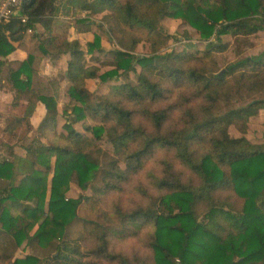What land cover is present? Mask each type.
Wrapping results in <instances>:
<instances>
[{
    "label": "trees",
    "instance_id": "obj_1",
    "mask_svg": "<svg viewBox=\"0 0 264 264\" xmlns=\"http://www.w3.org/2000/svg\"><path fill=\"white\" fill-rule=\"evenodd\" d=\"M61 9L76 15L66 32ZM97 15L102 16L96 26L107 23L117 41L109 51L111 68L102 73L86 58L103 50L101 36L95 33L84 49L79 38L68 35L72 27L89 32ZM164 18L183 19L202 40L215 37L219 44L209 41L202 56L160 53L168 37L160 23ZM259 31H264V0H22L18 12L0 22V83L12 91V105L26 103L24 114L12 115L5 130L14 136L26 125L36 137L26 144H0V264H48L45 255L17 257L25 243L43 254L55 248L50 258L56 264H132L127 255L110 250L109 237L133 236L144 227L152 229L153 264H264V141L244 135L264 99L218 111L227 75L241 67L254 65L241 72L239 84L249 90L264 85L263 67L255 68L263 55L231 63L224 73L203 62L213 49L226 48L222 36ZM143 39L150 43L149 55L135 52ZM18 47L27 51L26 58L10 60ZM66 54L68 101L58 132L60 82L48 80L41 69L46 57ZM94 78L110 83L106 93L89 90L87 80ZM38 103L45 113L33 128ZM78 122L91 136L74 127ZM232 124L242 136L230 135ZM105 137L112 146L107 151L98 146ZM158 150L172 152L197 183L184 181L174 161L164 159L161 175H152L157 195L145 193L148 203L129 212L115 206L109 218H118L121 229L85 220L95 225L88 232L94 246L87 251L68 238L70 226L83 220L82 203L121 192ZM73 183L93 194L68 197Z\"/></svg>",
    "mask_w": 264,
    "mask_h": 264
},
{
    "label": "rangeland",
    "instance_id": "obj_2",
    "mask_svg": "<svg viewBox=\"0 0 264 264\" xmlns=\"http://www.w3.org/2000/svg\"><path fill=\"white\" fill-rule=\"evenodd\" d=\"M62 15V14H61ZM63 19L66 20L64 32H66L67 25L71 22H74L76 15L73 13L63 14ZM83 16V13H82ZM102 15H97L92 17L95 22V25L92 26L91 30L77 33L72 27L69 32V38H79L82 42V46L85 49L86 43L88 41L94 40V34H99L101 36V45L103 48L102 51H95L92 55H87V60L90 63H95L99 67V73L105 72L111 68L110 60H113V55L109 51L113 50L117 44L115 38L111 39L110 35L106 31L109 27L107 23H104L103 27H97L96 25L100 22ZM161 25L164 28L165 35L167 37V43L160 50V53H169V52H188L190 56H202L207 50V43L209 41L216 42V38L213 37L209 41L202 40L198 31L189 25L183 19H173V18H164L161 20ZM61 32V31H60ZM111 34V33H110ZM111 36H113L111 34ZM220 43L224 44L226 48L224 50H217V48L212 50L210 57L205 59L203 62L206 64L207 69H213L219 73H224L226 67L235 63L240 59L249 58L263 55L264 61V31H259L256 34L250 36H240L234 37L231 35H224L221 37ZM216 44V45H217ZM135 52L140 55H149L151 53L150 43L147 40H141V42L136 47ZM91 56H97L102 63L95 62L94 58ZM69 56L62 55L59 58L55 57H46L45 64L42 65L41 72L47 75L48 80L50 78L56 77L60 82V91H59V117H58V132L63 130V123L65 122V115L63 114V107L67 104L68 95L66 89L68 83L64 79V70L67 67V61ZM108 64H107V63ZM48 64L50 67L48 68ZM202 65V62L199 63ZM264 69V62L259 64L258 67ZM254 68V65H246L238 69L234 75H227V86L221 91L220 98L218 100V111H227L231 108H236L238 106H244L248 104L253 99L262 98L264 99V85L259 89L249 90L244 85L238 83V78L243 70L251 72ZM137 66V70H139ZM48 72V73H46ZM134 73L130 74L131 78L136 79ZM110 83H103L99 78L88 79L87 86L90 91L96 94H103L108 91ZM8 87V86H7ZM228 92L229 95L226 97L224 94ZM170 98V97H169ZM168 101V100H167ZM14 106V105H13ZM18 109H17V108ZM13 107L11 111H15L22 115L26 109L25 101H21L19 105ZM3 108V107H2ZM1 109L0 112V126L3 121L6 124L12 118L11 113L5 109ZM40 111H38L35 120L39 117ZM178 111L174 112V118L177 116ZM137 121H142L139 116L136 117ZM74 127L85 133L86 136H91V133L85 131L81 122L75 123ZM229 133L232 137H240L243 134L239 131L236 125L232 124L229 126ZM252 142H262L264 141V109H261L257 115L252 116L248 122V129L246 134H244ZM36 137L34 129L27 128L26 125H22L17 130L16 135L11 136L4 131V127H0V144L2 142L17 143H28L31 139ZM98 146L103 150L107 151L112 148L110 143L105 137L98 142ZM18 152L25 153L20 149V146L16 147ZM104 158V157H103ZM164 159H170L174 161L176 168L181 172L182 178L185 181H193L197 183V178L191 174L187 169L180 166L176 160H174L172 152L167 150H158L156 155L149 161L147 167L140 173L134 175L128 183H126L121 192H111L102 198L99 202L91 200L88 203H82L79 207V216L83 220H79L72 224L69 228V239L77 240L82 247L83 251L89 250V248L94 246V239L92 235L88 234L91 228L95 227L94 224L87 225L85 220L88 221H97L102 224H110L117 229H121V221L117 218L114 221H111L109 218L115 210V206L119 205L125 211H131L139 205H146L149 201L147 194L157 195V191L154 188L152 175H161L162 171V161ZM99 186L100 184L97 183ZM145 191V192H144ZM93 194L92 188L82 190L76 184H71L70 191L68 192V197L77 198L80 195L91 196ZM227 195V194H226ZM152 229L150 227L142 228L136 235H129L127 237H109L110 250L127 255L131 260L132 264H135V257H140L145 260L148 264H153L152 260V250L149 247L150 234ZM28 254H36L42 258V256H47L49 258L48 264H56L50 258L53 254H56L55 248H51L50 251L43 254L39 249H32L29 245L22 244L16 251L17 257H24ZM101 264H114L106 260H101Z\"/></svg>",
    "mask_w": 264,
    "mask_h": 264
},
{
    "label": "crops",
    "instance_id": "obj_3",
    "mask_svg": "<svg viewBox=\"0 0 264 264\" xmlns=\"http://www.w3.org/2000/svg\"><path fill=\"white\" fill-rule=\"evenodd\" d=\"M63 3H64V0H63ZM62 14V15H61ZM64 13H63V11H62V9L60 10V13H59V15L60 16H64L63 15ZM41 28V27H40ZM16 44V46L18 45L17 43H15ZM26 56H27V51L24 49V48H22V47H18L14 52H12L10 55H9V59L10 60H23V59H25L26 58ZM50 67V65L48 64V68ZM46 73H48V72H46ZM12 102H13V93H12V91L9 89V87H7V84L6 83H0V110L1 109H4V106H6V110H7V108H8V111H9V109H10V111L8 112V113H11V114H13V115H17V114H19L18 112H17V107L16 106H13L12 105ZM3 107V108H2ZM13 107H16L15 108V111L13 110V111H11V109L13 108ZM38 111H40V113H39V117L35 120V117H36V115H37V113H38ZM44 113H45V108H44V106H43V104L42 103H38L37 104V106H36V109H35V111H34V113H33V115H32V117H31V123H32V125H33V128H35V127H37V125L39 124V122L41 121V119H42V117L44 116ZM0 114H2L1 112H0ZM3 123V126H2V124H1V126L0 127H4V131L6 132V133H8L6 130H5V124H4V121L2 122ZM20 149L23 151V149H22V147L20 146ZM17 152H18V150H17ZM19 154H21V155H24L22 152H18Z\"/></svg>",
    "mask_w": 264,
    "mask_h": 264
},
{
    "label": "built area",
    "instance_id": "obj_4",
    "mask_svg": "<svg viewBox=\"0 0 264 264\" xmlns=\"http://www.w3.org/2000/svg\"><path fill=\"white\" fill-rule=\"evenodd\" d=\"M22 0H0V22L10 15L16 14Z\"/></svg>",
    "mask_w": 264,
    "mask_h": 264
},
{
    "label": "water",
    "instance_id": "obj_5",
    "mask_svg": "<svg viewBox=\"0 0 264 264\" xmlns=\"http://www.w3.org/2000/svg\"><path fill=\"white\" fill-rule=\"evenodd\" d=\"M17 12H18V11H17ZM17 12H16V13H17Z\"/></svg>",
    "mask_w": 264,
    "mask_h": 264
}]
</instances>
